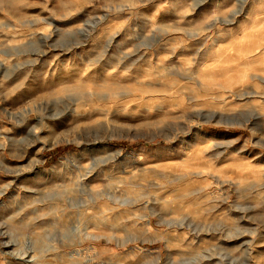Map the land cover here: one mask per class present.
Masks as SVG:
<instances>
[{
    "label": "rangeland",
    "instance_id": "obj_1",
    "mask_svg": "<svg viewBox=\"0 0 264 264\" xmlns=\"http://www.w3.org/2000/svg\"><path fill=\"white\" fill-rule=\"evenodd\" d=\"M0 264H264V0H0Z\"/></svg>",
    "mask_w": 264,
    "mask_h": 264
},
{
    "label": "bare ground",
    "instance_id": "obj_2",
    "mask_svg": "<svg viewBox=\"0 0 264 264\" xmlns=\"http://www.w3.org/2000/svg\"><path fill=\"white\" fill-rule=\"evenodd\" d=\"M78 187H76V186H66V187H64V191H65V194L66 195H68V196H74V195H76L77 193L76 192H78L79 191V189H81V188H79V186H80V182H78ZM83 189H85V192H90L91 194H96V192H95V188H91V187H89L88 186V184H84L83 185V187H82ZM86 190H89V191H86ZM97 191V190H96ZM63 192V191H62ZM109 192L111 193V189H109ZM112 192H115V191H112ZM111 194H113V193H111ZM110 194V195H111ZM95 196V195H94ZM119 197V196H118ZM117 197V198H118ZM80 254V253H79Z\"/></svg>",
    "mask_w": 264,
    "mask_h": 264
},
{
    "label": "trees",
    "instance_id": "obj_3",
    "mask_svg": "<svg viewBox=\"0 0 264 264\" xmlns=\"http://www.w3.org/2000/svg\"><path fill=\"white\" fill-rule=\"evenodd\" d=\"M121 143L122 144H127L126 142H124V141H121ZM60 149L58 148L57 150H55V151H59Z\"/></svg>",
    "mask_w": 264,
    "mask_h": 264
}]
</instances>
